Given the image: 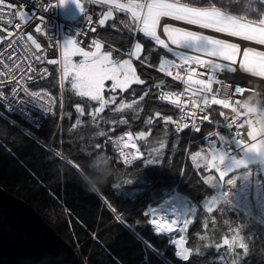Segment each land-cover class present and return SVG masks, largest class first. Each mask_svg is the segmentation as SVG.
Segmentation results:
<instances>
[{"label":"snow or ice","instance_id":"6c2138e0","mask_svg":"<svg viewBox=\"0 0 264 264\" xmlns=\"http://www.w3.org/2000/svg\"><path fill=\"white\" fill-rule=\"evenodd\" d=\"M78 12L83 15V25L90 32H96L98 27H105L110 20H114V12L118 11L127 17V21L121 20L120 25L130 32L135 41L126 52L119 49L104 51L105 45L98 39L89 42L88 48L81 46L82 41L78 37L86 35L83 29H76L74 33L58 39L48 30L47 18L40 13H46L54 7H62L68 0H29V4L19 3L18 0H0V100L6 105H11L20 100L21 93L34 101L39 107L47 112H51L55 98L46 91H29L25 86V81L33 79L29 73L35 70L31 67V61L46 62L57 65L61 73L59 86L64 87V81L70 78V88L78 97L85 98L89 102H96L98 107L88 112L91 120L95 123L97 117L104 113L107 108L113 113H123L131 110L134 119H139V114L143 112L142 107H137L143 101L151 88L144 90L139 100L135 98L136 89L133 85H146V81L137 73L134 60L141 64L152 67L151 53L160 48L170 53L172 58L162 57L159 59L157 70L180 82L184 87L182 91H164V81L156 83L154 87L159 89L158 99L174 105L179 110V119H173L171 115H162L159 111L153 116L147 117L145 124L153 125L154 118H159L167 125L170 122L175 126L177 133L186 129L199 133L205 122L219 128L221 125L212 119L209 111L213 106H222L223 109H231L232 115L229 116L224 111L218 113L223 117V126L230 128L235 133V144L243 146L247 152L264 155V113L256 116L246 114L244 109H238L230 101L226 92L228 84L219 78L225 71L236 73L242 69L254 77H264V51H257L255 48H245L237 43L229 42L203 32L188 30L186 28L174 27L171 24L161 26V18L168 17L176 21H183L189 25L198 26L201 29L212 30L216 33L226 34L231 37H239L245 41H252L259 45H264V13L255 12L258 19H249L245 15H233L231 12L223 11L224 6L218 7L216 3H209V6H193L192 3L182 2V0H73ZM221 5L240 3V0H219ZM251 3H258L264 9V0H250ZM106 6L107 11L97 13L94 21L90 13L89 6ZM31 6V10H29ZM34 24L33 31L43 37L48 47L56 44L60 47V59L48 60L38 54L42 52V45L36 36L29 32L22 31V25ZM116 28L115 22L111 25ZM10 29H14L10 30ZM142 34L144 38L150 40L155 48L148 49L145 54L143 43L135 40L136 34ZM18 46L30 53L20 61ZM114 53L119 55L114 56ZM127 56L128 58H122ZM74 57H79L74 60ZM8 60L11 64L4 63ZM19 61V62H18ZM28 64L27 72L24 65ZM20 72L19 79L16 73ZM43 74H47V69H43ZM106 82H110V87L106 89ZM9 86L11 91L5 95L4 87ZM215 85V87H214ZM131 89L133 99L131 102L122 97L117 100V90L121 93ZM242 87L237 85L234 88L236 94L241 93ZM244 89V88H243ZM109 91L112 94L106 98L104 93ZM225 95V98H218ZM238 103V101L236 102ZM79 117H84L85 108L77 104L75 107ZM255 112V109L251 110ZM70 118V117H69ZM101 119H103L101 117ZM111 124L113 128L117 123L127 125L129 121L121 118L119 121H104ZM82 123L77 119L76 125ZM245 126L247 131L245 132ZM31 135V133H29ZM100 137H105L106 132L100 131ZM150 133L140 131L136 133L139 139H146ZM208 147L201 149L191 155V161L195 168L203 169L202 182L214 194L202 201L201 207L206 214L214 211L221 217L226 215V209L222 210L226 204H232L237 197H242L243 192L238 190L239 176L232 175L235 168L243 165L244 160H237L230 157V145L215 143L217 138L225 141V135L220 131H209L206 133ZM246 137V138H245ZM133 141V134L127 132L124 136L112 141L119 147V154L124 163L131 164L140 155V149ZM135 152L128 153L124 149L129 147ZM122 144V147L120 146ZM100 149L99 144L93 145ZM166 148V142H159L158 147L148 153L149 156L155 155L156 159H147L145 163L153 164L159 162V156ZM215 173V174H213ZM131 183V181H126ZM119 188V184L113 185ZM235 190V191H234ZM230 197H232L230 199ZM197 207L189 203H178L175 199L165 200L159 207H149L144 213L151 216L150 225L158 234H170L174 226L179 227V232L186 233L189 225L193 223L189 216L197 215ZM172 214L175 218H167V214ZM209 221L216 224V218L210 217L202 221V228H209ZM223 223L228 227L231 238L228 235L222 237L221 243H205L203 246H214L218 249L226 248L229 254L235 255L237 259L232 260L231 264H238V260L243 259L249 254V243L245 240L248 237L241 235L244 225L231 227V222L224 219ZM200 241L208 240L206 235H198ZM176 248V255L184 261H189L193 254L201 252L200 247H187L186 236L181 235L179 239L171 240ZM239 250V251H237ZM221 260L225 264V257Z\"/></svg>","mask_w":264,"mask_h":264},{"label":"trees","instance_id":"16d2710c","mask_svg":"<svg viewBox=\"0 0 264 264\" xmlns=\"http://www.w3.org/2000/svg\"><path fill=\"white\" fill-rule=\"evenodd\" d=\"M182 2L192 3L193 0ZM210 2L216 3L218 7L224 6V10L234 15H246L253 20L258 19L255 12L264 13L258 3H251L250 0H240V3L230 5H221L219 0H197L193 6H208ZM89 10L98 18L97 13L107 11V7L90 5ZM113 16L114 20L102 27L99 35L111 46L126 50L135 42L132 34L119 23L121 20L127 21V17L118 11ZM113 22L116 28L111 26ZM135 40L144 44L145 54L148 49L155 48L153 42L142 34L137 33ZM162 57L172 58L170 53L160 48L151 53V64L158 66ZM137 72L146 81V85H133L136 89L135 98L139 100L144 90L152 89L137 106L143 108L139 119H134L131 116L133 113L127 110L117 114L106 108L94 123L88 112L98 107L97 103L76 96L70 88V78L64 81L62 94L59 73L56 69L53 70L51 76L39 86L50 89L59 99L63 96L64 106L60 102L52 114L44 117L39 127L22 123L31 135L0 115V185L34 206L72 245L82 264H167L133 231L173 264H223L222 260H217L222 256L225 257V264H231L235 255L229 254L226 248L203 246L205 243H222L224 235L231 238L229 226L223 223L224 219H228L233 228L244 225L241 232L248 237L245 242L249 243V254L238 260V264H264V222H257L230 204L222 208L226 209L224 217L215 211L206 214L201 207L202 201L210 197L214 190L202 182L203 172L195 168L191 155L204 148V142L200 140L216 127L207 124L194 135L196 143L189 145L190 132L177 133L170 122L167 129L159 118H154L153 125H146L147 117H154L157 111L162 115H171L173 119L177 118L178 109L170 103L160 101L157 97L158 89L154 85L163 80L165 89H173L178 84L141 65H138ZM131 91L129 89L128 92L121 93L117 90V100L122 97L131 102ZM77 104L85 108L82 118L75 111ZM221 111L224 110L220 106L211 108L214 121L223 120L218 115ZM78 118L82 123L73 127ZM121 118L127 119L129 123H117L113 128L111 124L104 122L119 121ZM128 130L131 133H150L146 139L139 141L142 158L137 157L131 164L123 162L119 147L112 143L117 135ZM100 131L107 135L100 137ZM161 141L166 142V148L159 156V162L145 163L147 159L157 158L148 153L158 147ZM50 143L53 150L46 146ZM95 144H99L100 149L93 147ZM126 152L132 153L130 148ZM107 163L112 165L114 175L98 190L99 194L85 191L88 179L101 172ZM258 165L260 164L251 166ZM114 184H119L120 187L115 188ZM173 189L187 196L198 209L195 221L183 235L187 239L186 246L200 247L201 252L193 254L187 262L176 255V248L171 243L181 233L158 234L148 224V216L144 215L150 203L155 205L161 196ZM105 202L115 210L116 215ZM213 216L216 218L215 226L209 221V228L204 230L202 221ZM198 235H206L208 240L200 241Z\"/></svg>","mask_w":264,"mask_h":264},{"label":"built area","instance_id":"2783aa9c","mask_svg":"<svg viewBox=\"0 0 264 264\" xmlns=\"http://www.w3.org/2000/svg\"><path fill=\"white\" fill-rule=\"evenodd\" d=\"M18 2L24 3L26 5L29 4V0H18ZM29 10H31V6H30ZM40 14H43L46 16V18H47L46 22L48 24L49 32H51L58 39H61V43H62V37L63 36L70 35V34L74 33L76 29L79 28V29H83L86 32V35L78 37V39L80 41H82L81 46L85 47L86 50H91L88 48V44L93 39L100 40L101 43H103L105 45V48H108L110 50L113 48L119 49L115 46H111L110 44L105 42L100 37L99 34H100L101 27H98L96 32H90L84 27L83 18L80 22L75 23V24L64 20L63 17L61 16L60 7H54L53 9L47 11L46 13H40ZM162 18H161V22H162ZM93 19L95 21L97 18L93 15ZM33 28H34V24H29L27 26L22 25L21 30L25 31V32H29V33L33 34L34 36H36L38 42H40L42 45L43 51L38 52V54L42 56V59H43V57H46L48 60L60 59V55H59L60 47L57 46L56 44H53L51 47H48L46 40L43 37H41L40 35L36 34L33 31ZM10 30L15 31L14 29H10ZM240 39H242V38H240ZM242 41L244 44L245 40L242 39ZM251 44H254L253 47H258V48H261L264 50V45H259L255 42H252V41H245V45L252 46ZM128 49H126V50L119 49V50H120V52H126ZM0 51H3V48H0ZM18 54L20 57V61H23L25 57L30 56V53L26 52L22 47H19V46H18ZM134 62H137V61L134 60ZM4 63L9 64V66H11V64L8 60H5ZM138 63H140V62H138ZM142 65H144L147 69H151V70L155 71L156 73L163 75L164 77L174 81L172 78L167 77L163 73H160L157 70L158 66L152 65V67H148L146 64H142ZM31 67L35 70L34 73H29V75H32L33 79L30 81L26 80L24 82L25 86L29 89V91H46V92H49L55 98V103L52 105L51 112L49 113V112L41 109L38 104H36L34 101H30V98L27 97L26 95H24L23 93H21L20 100L13 102L10 106L4 104L3 101L0 100V104L2 105V107H0V115L3 116L4 118H6L7 120H9L11 123L16 125L17 127L21 128L22 130L27 131L28 133H30V132L22 125V123H28V124L32 125L33 127H39L41 122L43 121L44 117H46L49 114H52L54 112L55 108L58 107L60 102H61V106L62 107L64 106V103H63L64 97L63 96H62V99H59V96L54 94L50 89L39 86V84L41 82H44L45 80H47L51 76L53 70H55V69L59 73V78L61 77V73L59 71L58 66L48 64L46 62L31 61ZM24 68H25V72H27L28 64H25ZM43 69H47L46 75L43 74ZM0 71H4V69L0 68ZM20 76H21V73L17 72L16 73L17 79H19ZM219 78L224 80L226 82V84L229 85L227 92H226V96L230 101L233 102L234 106H236L238 109H244L245 113L249 114L250 116H256V115H260V114L264 113V104H259L257 102V100H259V98H260L259 95L264 94V77H254L249 73H245L242 69H238L236 73H229V72L225 71L224 73L220 74ZM174 82L178 84V87L173 88V89L163 88V90L164 91H177V92L182 91L184 86L180 82H177V81H174ZM237 85L242 87L240 94H236L234 92V88ZM214 87H215V85H214ZM3 90L5 92V95L7 96V95H9L11 88L6 85ZM159 92H160V90L158 89L157 97L159 96ZM62 94H63V88H62ZM244 94H248L250 97H254L255 99L254 98L244 99V97H243ZM218 98H225V95H221ZM237 101H238V103H236ZM166 103H168V102H166ZM220 107H221V109H223L222 106H220ZM252 109H255V112H252L251 111ZM223 110L229 116L232 115L231 109H223ZM209 111L211 112V109ZM179 115H180V113L178 110V116L176 119H179ZM219 123L221 126L219 128H215L213 131H220L221 134L225 135V141H220L219 138H217L216 141H214V142L215 143H221V144L226 143V144L230 145V148H229L230 157H235L237 160H241L242 158L246 157L250 152H247L243 148V146L235 144V142H234L235 133L230 128L223 126V120L220 121ZM207 124H209V123L205 122L203 124L202 128L204 126H206ZM173 127L175 128L174 125H173ZM184 131L190 132L189 145H194L196 143V141L194 140L193 137L196 134V132H193L191 129H186ZM244 131L245 132L247 131V126H245ZM108 140H112V138H108ZM200 141L204 142V148L206 149L208 147V138L203 137ZM151 205L152 204L150 203L148 207H150Z\"/></svg>","mask_w":264,"mask_h":264},{"label":"water","instance_id":"95a60500","mask_svg":"<svg viewBox=\"0 0 264 264\" xmlns=\"http://www.w3.org/2000/svg\"><path fill=\"white\" fill-rule=\"evenodd\" d=\"M46 146L53 150L51 143ZM105 205L116 215L107 202ZM133 233L167 264H173L138 233ZM0 264L82 263L72 245L34 206L0 185Z\"/></svg>","mask_w":264,"mask_h":264},{"label":"rangeland","instance_id":"374dc122","mask_svg":"<svg viewBox=\"0 0 264 264\" xmlns=\"http://www.w3.org/2000/svg\"><path fill=\"white\" fill-rule=\"evenodd\" d=\"M60 9H61V15H62L63 19L70 22V23H73V24H75L78 21V19L81 16H83L82 13L78 12L77 7H76L75 3L73 2V0H68V3H66L64 6L60 7ZM223 11L227 12V10H224V9H223ZM173 26L179 27L177 25H173ZM193 31H196V30H193ZM206 35H208V34H206ZM220 39H222V38H220ZM228 41L232 42L230 40H228ZM232 43L239 44L241 46L242 51L248 47L255 48L257 51H264L263 49L258 48V47L245 45V41H244L243 47H242V43H240V42L234 41ZM104 51H107V50H104ZM117 55H119V53H114V56H117ZM122 58H127V57L123 56ZM73 59L78 60L79 57H74ZM108 87H110V82H106V89ZM109 94L111 95V92H109L107 90L104 93L106 98H108ZM127 112L132 113L131 110H127ZM131 116H133V114H131ZM131 118H133V117H131ZM127 132H130V130H128ZM127 132H125V133H127ZM124 134L117 135L114 138V141L117 140L119 137L124 136ZM132 134H133V141L132 142H134L136 144V147L140 149V155L138 156V158H142L143 152H142V149L139 147L140 146V144H139L140 139L136 136V133H134L133 131H132ZM120 146L122 147V144ZM128 148L131 149L132 153L135 152V149H133L131 147V143L129 144ZM202 149H204V148H202ZM200 150L201 149H199L198 151H200ZM124 151L126 152L127 148L124 149ZM241 160H244L245 163L243 165L235 168L232 175L240 177V179L238 180L237 187H239L238 190L243 192V196L235 198L233 200V203L230 205L242 210V212L246 213L248 216L250 215L257 222H264V155L250 152L246 157L242 158ZM254 164H260V165L251 166ZM248 166H250L251 168H247ZM243 168H246V169H243ZM201 170L203 172V169H201ZM202 174H204V172ZM213 174H215V173H213ZM213 194H214V191H213ZM170 195H172V198H175L178 203H181V204L189 203L190 205H194L189 200V198L187 196H185L179 192H176L173 189L172 191H168L163 196H161L155 205L153 203H151L152 205L150 207L159 206L163 202V200L165 198L170 197ZM231 198L232 197H230V199ZM148 208L145 210V212L148 210ZM174 218L175 217H172V216L169 217L170 220L174 219ZM151 219H152V217L148 216V224H150L149 222ZM189 219H192V221L194 222L196 219V216L195 217L189 216ZM181 226L182 225L178 224V227H181ZM177 232H179V228H178ZM175 234H178V233H175ZM183 234L184 233H181L178 235L181 236ZM241 235H244V234L241 232ZM172 237H174V236H172ZM177 239H179V237ZM208 247H210V246H208ZM234 259H237V257L233 256L232 260H234ZM217 260L220 261L221 258L218 257Z\"/></svg>","mask_w":264,"mask_h":264},{"label":"bare ground","instance_id":"6f19581e","mask_svg":"<svg viewBox=\"0 0 264 264\" xmlns=\"http://www.w3.org/2000/svg\"><path fill=\"white\" fill-rule=\"evenodd\" d=\"M164 24H171V25H177V26H179V27H181V28H186V29H189V30H196V31H199V32H203V33H205V34H208V35H212V36H215V37H218V38H222V39H226V40H230V41H232V42H240V43H242V47L244 46V44H243V41H242V39H240V38H238V37H231V36H228V35H226V34H221V33H216V32H214V31H212V30H206V29H201V28H199L198 26H195V25H189V24H187L186 22H183V21H176V20H174V19H172V18H168V17H163L162 18V22H161V26H163ZM252 46H254V44H251ZM247 47V46H246ZM244 99H248V98H254V97H250L248 94H244ZM259 100H257V102L259 103V104H264V94L263 95H259ZM255 99V98H254ZM170 197H172V196H170ZM170 197H168V198H166L165 200H173V199H175V198H170ZM170 198V199H169ZM164 200V201H165ZM176 200V199H175ZM163 201V202H164ZM162 202V203H163ZM161 203V204H162ZM170 216H172V217H174L172 214H167V218L169 219V217ZM169 221H170V219H169ZM178 225H176V226H174V230H173V232L172 233H170L169 235H176L175 233H177V231H178Z\"/></svg>","mask_w":264,"mask_h":264},{"label":"clouds","instance_id":"9594fccd","mask_svg":"<svg viewBox=\"0 0 264 264\" xmlns=\"http://www.w3.org/2000/svg\"><path fill=\"white\" fill-rule=\"evenodd\" d=\"M114 175V170L110 163H107L105 168L99 172L96 176L90 177L85 185V191L92 193L100 190L108 181V179Z\"/></svg>","mask_w":264,"mask_h":264},{"label":"crops","instance_id":"0c3cea01","mask_svg":"<svg viewBox=\"0 0 264 264\" xmlns=\"http://www.w3.org/2000/svg\"><path fill=\"white\" fill-rule=\"evenodd\" d=\"M60 12H61V9H60ZM62 16V15H61ZM83 18V17H82ZM80 19V18H79ZM78 19V21L76 22V23H78V22H80L82 19H80L79 20ZM189 30V29H188ZM103 50V49H102ZM104 50H110V49H108V48H104ZM134 62V61H133ZM134 64L136 65V68H138V65H141V66H143V67H145L144 65H142L141 63H138V62H134ZM138 64V65H137ZM146 68V67H145ZM144 69V68H143ZM140 71L142 72V69H140ZM138 73V72H137ZM139 74V73H138ZM140 75V74H139Z\"/></svg>","mask_w":264,"mask_h":264}]
</instances>
